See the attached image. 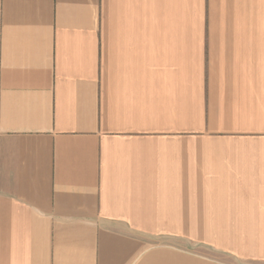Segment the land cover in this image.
Instances as JSON below:
<instances>
[{
	"label": "crops",
	"instance_id": "obj_1",
	"mask_svg": "<svg viewBox=\"0 0 264 264\" xmlns=\"http://www.w3.org/2000/svg\"><path fill=\"white\" fill-rule=\"evenodd\" d=\"M0 264H264V0H0Z\"/></svg>",
	"mask_w": 264,
	"mask_h": 264
},
{
	"label": "rangeland",
	"instance_id": "obj_2",
	"mask_svg": "<svg viewBox=\"0 0 264 264\" xmlns=\"http://www.w3.org/2000/svg\"><path fill=\"white\" fill-rule=\"evenodd\" d=\"M194 237H195V230H188V240L186 241L188 244V248H193L195 247L194 243ZM179 240V238H177ZM175 236H173V245H175ZM184 243V241H182ZM163 243V238L160 239L159 237H157V244H161ZM180 243L177 244V246H179Z\"/></svg>",
	"mask_w": 264,
	"mask_h": 264
}]
</instances>
